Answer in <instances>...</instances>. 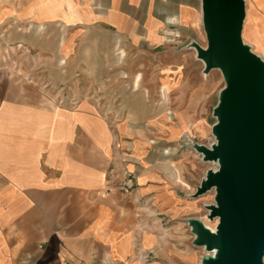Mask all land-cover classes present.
I'll return each mask as SVG.
<instances>
[{
	"label": "crops",
	"instance_id": "1",
	"mask_svg": "<svg viewBox=\"0 0 264 264\" xmlns=\"http://www.w3.org/2000/svg\"><path fill=\"white\" fill-rule=\"evenodd\" d=\"M73 2L46 18L0 0V264L192 263L199 207L180 179L199 159L169 145L212 131L202 0ZM245 2L243 39L264 58V0ZM123 159L134 189L105 194Z\"/></svg>",
	"mask_w": 264,
	"mask_h": 264
},
{
	"label": "water",
	"instance_id": "2",
	"mask_svg": "<svg viewBox=\"0 0 264 264\" xmlns=\"http://www.w3.org/2000/svg\"><path fill=\"white\" fill-rule=\"evenodd\" d=\"M207 46L192 47L204 72L220 70L225 86L213 110L215 142L194 145L209 169L194 197L215 190L205 205L215 231L187 219L200 264H264V59L243 40L245 0H202Z\"/></svg>",
	"mask_w": 264,
	"mask_h": 264
},
{
	"label": "rangeland",
	"instance_id": "3",
	"mask_svg": "<svg viewBox=\"0 0 264 264\" xmlns=\"http://www.w3.org/2000/svg\"><path fill=\"white\" fill-rule=\"evenodd\" d=\"M10 38L12 40L13 38H16V36L13 35V33H11ZM251 49L256 54L260 55L252 47H251ZM1 53L2 52H1V49H0V57H1ZM210 75H211L213 80L215 79V80L218 81V85H219L218 89H217V92H216V94L218 95L217 98L215 97V95H216L215 94L209 100L208 104L206 105L207 106V110L206 111L208 112L209 118H210V120L212 122L211 124L213 125L217 121L216 118L213 115V110H214L216 104L218 103L219 93H220L221 89L225 86V82H224V79H223V76H222L220 70H213L210 73ZM66 102H70V100H66V99L60 100L59 99V104H65ZM162 138L163 139H161V138H158V139L164 140V137H162ZM213 139L214 138H213L211 133L210 134L208 133L205 136H201V135L197 134V135H195L193 137L192 136L188 137L187 135H185L184 137H182L181 139H179L175 143L169 145L170 149H172L173 147H176V149H178V151H184L186 153V155L190 154V155H192V157L194 159H199V160H196V165H195L196 166V168H195L196 170H195V172L194 173L190 172V174L188 173L189 174L188 176H190V178H191L190 181L188 180L189 177H187L186 182L183 179L184 182L189 185V187H186L187 199L190 200V201L196 202L198 207H199L196 211H193V213L195 215L193 213H190V215L193 214L194 216L189 217V214H188L187 215L188 216L187 219L194 218V219H199V220L204 222V218L208 214V211L206 210L205 205H210V204L214 203V198H213L214 194L212 192H208V193H206V194H204V195H202L200 197H197V198H195L193 196L194 193L196 192L197 187L200 185L202 179L205 177L206 172L209 169H217V166L212 164V162H203L202 161V156L195 150L194 145L196 143H198V144H205L207 146H210L212 143L215 142ZM168 237H169L170 240L172 239L171 238L172 235L169 234V233H168ZM194 239H195V236L192 233L191 228H190V226L187 223L186 224L185 246L188 249L190 248V249L195 250V252H196V260L194 262H192V263L191 262L190 263L187 262L186 264H200L201 261H202L203 256L207 254V251L205 250L204 247H198V246L194 245V243H193ZM152 256H153L152 253L145 255V259H146L145 262L146 263L151 262L152 261ZM172 264H174V263H172Z\"/></svg>",
	"mask_w": 264,
	"mask_h": 264
},
{
	"label": "bare ground",
	"instance_id": "4",
	"mask_svg": "<svg viewBox=\"0 0 264 264\" xmlns=\"http://www.w3.org/2000/svg\"><path fill=\"white\" fill-rule=\"evenodd\" d=\"M76 5L77 4L74 3L73 0H34V3H33V7L39 12V14L42 17H46V18H54V17L59 16L65 11V6L67 7L68 11H72V9L76 8ZM173 85L174 84H172L170 80H165L163 82L162 96L164 97V103L168 101V98H169L168 95ZM207 132H208L207 129H203L202 127H199V126L188 130L189 136H192V137L197 134L201 136H205L207 135ZM211 134H212V131H211ZM213 140L215 141V138ZM212 164L218 166L217 163L212 162ZM180 182L186 187H189V185L183 182L181 179H180ZM211 192L215 196V190L213 189ZM204 222H205L206 227H208L212 231H215L216 226L218 224V219L214 221H210L207 218V216H205ZM193 260L195 261L196 257H193Z\"/></svg>",
	"mask_w": 264,
	"mask_h": 264
},
{
	"label": "built area",
	"instance_id": "5",
	"mask_svg": "<svg viewBox=\"0 0 264 264\" xmlns=\"http://www.w3.org/2000/svg\"><path fill=\"white\" fill-rule=\"evenodd\" d=\"M85 1V0H78ZM127 162V159H123L122 166L117 169L116 167H111L108 171L107 179H106V190L105 194H108L112 190L119 189L124 193H130L136 184L135 173L130 171L124 163Z\"/></svg>",
	"mask_w": 264,
	"mask_h": 264
}]
</instances>
